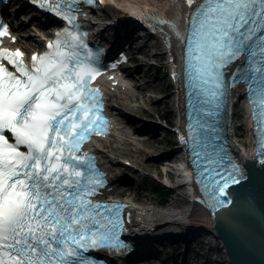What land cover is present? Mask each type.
Segmentation results:
<instances>
[{
    "label": "snow or ice",
    "instance_id": "obj_1",
    "mask_svg": "<svg viewBox=\"0 0 264 264\" xmlns=\"http://www.w3.org/2000/svg\"><path fill=\"white\" fill-rule=\"evenodd\" d=\"M32 2L73 27L59 30L46 51L32 53L30 65L20 49L0 48V264H105L85 253L120 252L128 245L120 238L124 206L92 199L103 174L82 148L89 130L105 120L99 90L90 84L100 72L97 54L74 24L75 0ZM186 3L183 25L179 16L157 15L151 2L126 10L168 26L181 48L185 81L201 99L200 111L210 117L228 88L242 81L258 120L264 116V0ZM5 35H11L9 25L0 19V37ZM173 76L179 78L175 71ZM202 120L188 124L187 143L207 174L204 190L215 210L229 202L222 197L241 173L235 163L224 168L228 157ZM258 148L264 160V143Z\"/></svg>",
    "mask_w": 264,
    "mask_h": 264
},
{
    "label": "rangeland",
    "instance_id": "obj_2",
    "mask_svg": "<svg viewBox=\"0 0 264 264\" xmlns=\"http://www.w3.org/2000/svg\"><path fill=\"white\" fill-rule=\"evenodd\" d=\"M163 59V57L160 58L158 67L154 70L151 67L148 70L149 73L143 70L134 72L130 83L138 86L142 85L135 90L139 94L138 98L132 97L131 100H122L118 97L116 103L136 116H142V113H144V115L149 116L153 120L154 118L163 116L164 113L171 118L175 116L177 113V105L175 103L176 93L174 92L173 85L169 81L166 67L163 66ZM231 111L230 122L236 125L234 133L238 135L237 140L247 141L246 113L244 109L241 104H236L231 108ZM164 136V138L160 136L161 138L147 143L152 147L144 148L142 153L133 150L132 155L130 154V160L141 167V173L145 174L143 171H146V181H143V179L142 181L135 180L137 183L138 181L141 182L142 189H133L131 193L133 197H136L141 202L151 204H157L159 202L163 203L162 205L165 208H180V206L187 203L181 194L184 193V188L177 186L179 181L178 177L171 173H169V177L172 180L170 184H173V186L167 188L162 184L163 179H165V170L162 164L168 159L170 161L176 160L181 156V151L174 144L175 137L172 134ZM119 152L120 150L117 151V154H120ZM160 188L162 189L161 192H163V195L160 192H156ZM161 196L164 197L163 202L160 200ZM183 233L185 235L182 234L181 237L177 235L176 237L171 235L170 232L171 237H167L170 243L174 244L177 250L179 249L181 256L184 257L182 264H223L217 245L212 237L204 233L200 234L196 232L194 233L197 235L196 238H189L187 234H193L191 231L188 232L185 230Z\"/></svg>",
    "mask_w": 264,
    "mask_h": 264
},
{
    "label": "water",
    "instance_id": "obj_3",
    "mask_svg": "<svg viewBox=\"0 0 264 264\" xmlns=\"http://www.w3.org/2000/svg\"><path fill=\"white\" fill-rule=\"evenodd\" d=\"M241 175L225 190L227 202L206 209L205 225L194 230L212 237L223 264H264V160L239 161Z\"/></svg>",
    "mask_w": 264,
    "mask_h": 264
},
{
    "label": "bare ground",
    "instance_id": "obj_4",
    "mask_svg": "<svg viewBox=\"0 0 264 264\" xmlns=\"http://www.w3.org/2000/svg\"><path fill=\"white\" fill-rule=\"evenodd\" d=\"M32 39H34V38L32 37ZM162 41H161V43L162 44L164 43L163 45H164V48H165V51L167 52V54H169V56H174L175 55L174 50L176 47H174L173 42H172V45H168V43L164 37H163ZM28 43H30V42H28ZM28 43L26 41H24L23 39H20L17 42L18 45H21V46L26 47V48L35 47L38 44L37 42H33V43H30V45L28 46ZM135 68H137V67H135ZM132 73L133 72L131 70H129V72L127 73V76L125 78L127 80H128V77H129V79L130 78L132 79V77H131ZM119 78L120 77H118L115 74V79H110V80L108 79L107 80L109 82L108 84L111 85L110 87H108V89L114 90L117 94H119L118 97L122 100H124V99L131 100L132 97L138 98L139 94L136 93L135 91H133L131 88L129 89V87L126 84L121 83L120 80H122L123 78H120V79ZM124 81H126V80H124ZM136 88H138V86ZM177 92H178V90H177ZM176 105H177L178 110H179V108L181 106V103H179V100L177 101ZM139 121H142V120H140L139 118H137L135 116H131V118L129 117V123H130L131 127L135 126L134 123L135 122L138 123ZM142 124L145 125V123H142ZM150 125L152 126L153 124L150 123ZM151 128H153V127H151ZM156 128H153L151 130H153V132H154V131H156ZM128 133H129L128 130L124 129L123 131H121V133L110 135V136H104L102 138L104 143H101V145L103 147H105L106 150L112 151L114 153H117V151L120 150L119 155L128 154L127 156H130V154L132 155L133 150H135L139 153H142L144 151V148L147 149L148 147L149 148L152 147V146H150V144H147L145 142L143 143L139 140H136L135 138H131ZM146 145H149V146H146ZM242 147H243V149L242 150L240 149L241 151L240 150L237 151L238 156H243L244 154L246 155V153L248 152L245 145H243ZM245 148H246V152L244 151ZM179 158L181 161L177 160V162H175L173 165L168 164L167 167L164 168V170L168 171L167 172L168 180H170V182L172 180H171V177H169V173L172 174L173 170H175V169L178 170V172L180 174L178 176L179 181L177 183V186H179L182 183L183 185H181V187H183L184 191H185L186 190V184L188 185L189 180H190L189 175H191V174L190 173L188 174V170L184 168L185 163L182 162L183 160H182L181 156H179ZM174 173H175V171H174ZM184 183H186V184H184ZM172 186H173V184H172ZM188 189H190V185H189ZM186 193H188V192L186 191ZM186 202H187V204L185 203L184 205L180 206V208L171 207L169 209L168 208H161L158 210L152 209L150 212L152 214L151 217L148 218L147 223L144 222V223H142V225L145 226L144 228H147V227L150 228V226H148V225H153L152 221L157 222L155 225V228H156V231H159L157 236L158 237L160 236L161 239L171 237L170 232H171V235H174L176 237H177V235H179L181 237L182 234H184L183 232L189 226H191V224H198L201 226L205 225V221L207 219L206 213L202 212L199 207L197 208V205L194 203V201H191V200L187 201L186 200ZM147 208H149V207H147ZM191 232L193 234H187V236L189 238H196L197 235L194 234L196 232L194 230H192ZM152 245H154V244H152Z\"/></svg>",
    "mask_w": 264,
    "mask_h": 264
},
{
    "label": "trees",
    "instance_id": "obj_5",
    "mask_svg": "<svg viewBox=\"0 0 264 264\" xmlns=\"http://www.w3.org/2000/svg\"><path fill=\"white\" fill-rule=\"evenodd\" d=\"M163 116H166L167 117V114L164 113ZM158 188H159V186H158ZM161 190H162L161 188L160 189H157L156 192H160L163 195V192H161ZM160 200H164V197L161 196Z\"/></svg>",
    "mask_w": 264,
    "mask_h": 264
}]
</instances>
